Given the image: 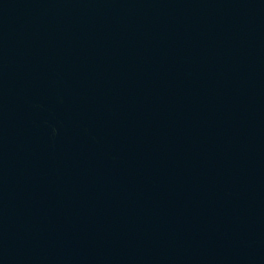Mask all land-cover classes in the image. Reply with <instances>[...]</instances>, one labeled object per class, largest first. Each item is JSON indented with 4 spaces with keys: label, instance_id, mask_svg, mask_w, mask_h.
Listing matches in <instances>:
<instances>
[{
    "label": "water",
    "instance_id": "95a60500",
    "mask_svg": "<svg viewBox=\"0 0 264 264\" xmlns=\"http://www.w3.org/2000/svg\"><path fill=\"white\" fill-rule=\"evenodd\" d=\"M0 264H264V0H0Z\"/></svg>",
    "mask_w": 264,
    "mask_h": 264
}]
</instances>
